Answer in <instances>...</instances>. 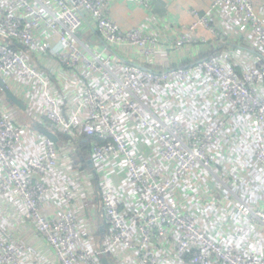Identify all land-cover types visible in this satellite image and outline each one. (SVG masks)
I'll return each mask as SVG.
<instances>
[{
  "label": "built area",
  "instance_id": "2783aa9c",
  "mask_svg": "<svg viewBox=\"0 0 264 264\" xmlns=\"http://www.w3.org/2000/svg\"><path fill=\"white\" fill-rule=\"evenodd\" d=\"M109 6L0 0V264H264V3L212 0L169 44Z\"/></svg>",
  "mask_w": 264,
  "mask_h": 264
},
{
  "label": "crops",
  "instance_id": "0c3cea01",
  "mask_svg": "<svg viewBox=\"0 0 264 264\" xmlns=\"http://www.w3.org/2000/svg\"><path fill=\"white\" fill-rule=\"evenodd\" d=\"M255 5L264 3V0H251ZM212 0H155L151 9L135 5L130 0H109V16L119 25L123 31L137 28L144 33H149L156 38L159 43L169 44L179 37L184 27L193 23L190 15L191 10H196L200 14H205ZM214 23L221 29L218 19L214 18ZM197 36L211 39V34L202 28H198ZM119 177L116 178L118 184ZM85 205L89 212L91 227L97 233H102V215L100 200L95 195L85 197ZM94 216L96 222L92 220ZM102 229V231H101ZM21 240L38 245L41 255L47 252L37 239L35 231L26 227L22 231ZM48 253V252H47Z\"/></svg>",
  "mask_w": 264,
  "mask_h": 264
},
{
  "label": "water",
  "instance_id": "95a60500",
  "mask_svg": "<svg viewBox=\"0 0 264 264\" xmlns=\"http://www.w3.org/2000/svg\"><path fill=\"white\" fill-rule=\"evenodd\" d=\"M0 87H3V84H2V81L1 80H0ZM3 91H4V97H5V99H6V101L8 103L13 104L16 108H18L20 110H24V107L21 104V102L18 101V99L13 94H11L9 91H7L5 89ZM38 132L40 134H42L43 136L51 139L52 141L57 142V137L53 133L48 132L46 130H42V129H38ZM101 231H102V229H101ZM101 263L102 264H109L106 259H102L101 260Z\"/></svg>",
  "mask_w": 264,
  "mask_h": 264
},
{
  "label": "trees",
  "instance_id": "16d2710c",
  "mask_svg": "<svg viewBox=\"0 0 264 264\" xmlns=\"http://www.w3.org/2000/svg\"><path fill=\"white\" fill-rule=\"evenodd\" d=\"M204 56L205 55H202L201 57ZM77 158L79 159V162H81L84 166H86L88 160L90 159L88 149L83 143L78 144Z\"/></svg>",
  "mask_w": 264,
  "mask_h": 264
},
{
  "label": "rangeland",
  "instance_id": "374dc122",
  "mask_svg": "<svg viewBox=\"0 0 264 264\" xmlns=\"http://www.w3.org/2000/svg\"><path fill=\"white\" fill-rule=\"evenodd\" d=\"M2 97V95H1V92H0V98ZM15 110L18 112V113H20L21 114V117L23 118V120H25L26 118H25V113L22 111V110H20V109H18V108H15Z\"/></svg>",
  "mask_w": 264,
  "mask_h": 264
}]
</instances>
